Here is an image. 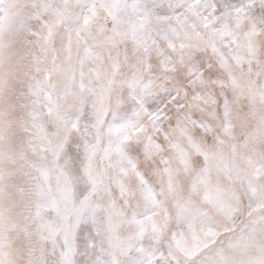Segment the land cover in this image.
I'll return each instance as SVG.
<instances>
[{
    "label": "snow or ice",
    "instance_id": "snow-or-ice-1",
    "mask_svg": "<svg viewBox=\"0 0 264 264\" xmlns=\"http://www.w3.org/2000/svg\"><path fill=\"white\" fill-rule=\"evenodd\" d=\"M0 264H264V0H0Z\"/></svg>",
    "mask_w": 264,
    "mask_h": 264
}]
</instances>
